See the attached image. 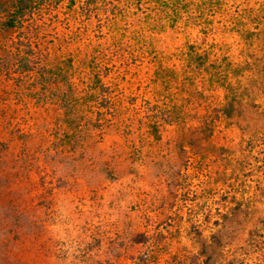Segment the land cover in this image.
Returning a JSON list of instances; mask_svg holds the SVG:
<instances>
[{"label":"rangeland","instance_id":"374dc122","mask_svg":"<svg viewBox=\"0 0 264 264\" xmlns=\"http://www.w3.org/2000/svg\"><path fill=\"white\" fill-rule=\"evenodd\" d=\"M0 264H264V0H0Z\"/></svg>","mask_w":264,"mask_h":264}]
</instances>
